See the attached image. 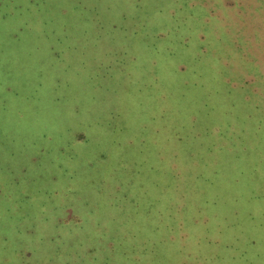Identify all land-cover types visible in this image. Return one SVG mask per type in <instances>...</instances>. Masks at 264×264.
Returning a JSON list of instances; mask_svg holds the SVG:
<instances>
[{"label":"rangeland","instance_id":"obj_1","mask_svg":"<svg viewBox=\"0 0 264 264\" xmlns=\"http://www.w3.org/2000/svg\"><path fill=\"white\" fill-rule=\"evenodd\" d=\"M0 264H264V0H0Z\"/></svg>","mask_w":264,"mask_h":264}]
</instances>
